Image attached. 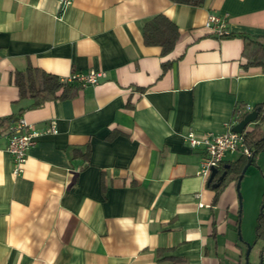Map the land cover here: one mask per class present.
<instances>
[{
	"label": "crops",
	"instance_id": "obj_1",
	"mask_svg": "<svg viewBox=\"0 0 264 264\" xmlns=\"http://www.w3.org/2000/svg\"><path fill=\"white\" fill-rule=\"evenodd\" d=\"M161 13L179 26L168 55L144 41V23ZM210 13L226 16L228 35L206 28ZM249 39L264 43V0H74L63 13L58 0H0V118L40 129L56 119L58 129L39 137L16 175L11 122L0 125V264H246L238 181L216 201L185 135L223 133L240 104L264 102V71L244 55ZM29 65L60 79L106 76L32 106L14 83ZM255 164L262 170L251 164L242 179L248 223L264 150ZM252 178L261 179L256 195ZM260 248L254 264H264Z\"/></svg>",
	"mask_w": 264,
	"mask_h": 264
},
{
	"label": "trees",
	"instance_id": "obj_2",
	"mask_svg": "<svg viewBox=\"0 0 264 264\" xmlns=\"http://www.w3.org/2000/svg\"><path fill=\"white\" fill-rule=\"evenodd\" d=\"M178 4H187L193 6H201L204 0H171ZM144 41L147 45L160 46L163 55L170 54L179 40V26L164 15L157 14L144 23L143 27ZM244 55L247 59V66H258L264 71V43L249 39L245 42ZM171 60L163 62V70L165 71ZM14 83L18 87L21 98H32V106H40L47 100L66 99L75 97L78 89L82 86L77 81H63L57 75L49 73L39 67L29 65L25 71H16L14 73ZM243 105L240 104L235 109L233 115L234 120L241 121L246 114L242 111ZM259 111L257 122L253 127H247L245 140L247 145L252 149V165L255 164L258 154L264 150V131L260 128V124L264 122V102L255 106ZM14 116L0 118V125L15 120ZM249 156L242 154L235 161H230L229 169L222 166L221 173L226 170L227 174L220 186L216 187L217 195L231 180L239 179V176L248 163ZM257 238L264 239V214H260L256 225Z\"/></svg>",
	"mask_w": 264,
	"mask_h": 264
},
{
	"label": "built area",
	"instance_id": "obj_3",
	"mask_svg": "<svg viewBox=\"0 0 264 264\" xmlns=\"http://www.w3.org/2000/svg\"><path fill=\"white\" fill-rule=\"evenodd\" d=\"M74 0H58L60 12L63 13ZM206 28L213 34L223 37L229 34L227 19L225 15L210 13L205 21ZM106 76L103 70H91L88 73L73 74L63 81H77L82 85H96ZM256 110L254 106L245 105L242 111L247 115ZM238 122V121H237ZM233 125V124H232ZM229 129L223 133L215 132H195L190 130L185 135L191 149L200 150L202 157L199 163V175L209 178L212 168H221L226 156L229 153H242L247 156L252 155V149L245 140L246 129L242 133ZM57 121L51 119L49 125L40 129L33 123H29L25 118L19 117L12 121L7 128L8 144L7 151L11 153L14 161L13 173L19 175L24 172V167L28 158V150L33 147L40 136L45 133H57ZM202 205V204H200Z\"/></svg>",
	"mask_w": 264,
	"mask_h": 264
},
{
	"label": "rangeland",
	"instance_id": "obj_4",
	"mask_svg": "<svg viewBox=\"0 0 264 264\" xmlns=\"http://www.w3.org/2000/svg\"><path fill=\"white\" fill-rule=\"evenodd\" d=\"M237 153L238 152H236V154ZM251 167H253V168L257 169V170H262L261 166L258 165V164L252 165ZM260 173H261L260 175L263 176L262 172H260ZM258 177H260V176H258ZM246 179H248V178H246ZM258 179H259V181H261L260 178H258ZM250 181H251L250 182L251 183L250 184L251 195H256L257 194V186H258L257 182H259V181L257 180V178H252ZM240 184H241L240 191L237 190V193H238V195L240 193L241 197H242L241 204H240V201H239V206H240V210H241V218L243 220L241 224L244 223L245 228H246L245 229L246 230L245 235L242 233V228H241V237L244 238V239L248 238V240H249V242L251 244V250H250V253H249V256H248V262L250 264H254V262H256L258 259H260V251L262 250L260 248V245L262 246L264 244V240H262V239H260V240H258V242L254 243V240L256 238V231H255V226L256 225L254 223L255 215H256V213H258L259 215L261 213L264 214V202L263 203H258L259 199H260V196H261V193L262 192L264 193V187L262 188L263 191H260V193H258V198L256 197V199L252 202V212L250 214L252 217H251V221H250L251 224H250V223H248V213H249V211L247 209V205H248L247 204L248 203V201H247V199H248L247 196L248 195L246 193L247 182H245V184H244L243 181H242ZM253 223H254V225H253ZM247 228H248V230H247ZM251 240H253V241H251ZM248 244L249 243H247V248L245 249V255L243 257V261H245V263H247L246 253H247L248 248H249Z\"/></svg>",
	"mask_w": 264,
	"mask_h": 264
},
{
	"label": "water",
	"instance_id": "obj_5",
	"mask_svg": "<svg viewBox=\"0 0 264 264\" xmlns=\"http://www.w3.org/2000/svg\"><path fill=\"white\" fill-rule=\"evenodd\" d=\"M258 114H259V111L256 109L252 112H250L249 114H247L241 121L237 122L235 125H233L232 127V131L234 132H238V133H242L245 129H247V127L253 123H256L257 122V119H258ZM252 164V158L250 157L248 159V163L245 165V167L243 168L240 176H239V179H238V182H237V190L240 191V186H241V181L244 177V174L246 173L248 167ZM230 164H226L224 167L225 169H229L230 168ZM219 172V168H212V171H211V174L208 178V184L209 185H212L213 187H218L221 185V183L223 182L226 174H227V171L224 170L222 172V174L218 177L217 181L214 182L215 180V177L216 175L218 174ZM239 199H240V203H241V194L239 193ZM249 248H248V251L246 253V259H247V263L246 264H250L248 262V256H249V253H250V250H251V244L249 243L248 244Z\"/></svg>",
	"mask_w": 264,
	"mask_h": 264
}]
</instances>
